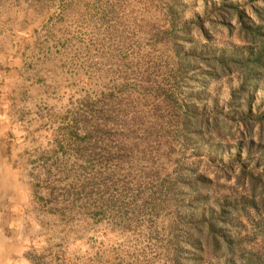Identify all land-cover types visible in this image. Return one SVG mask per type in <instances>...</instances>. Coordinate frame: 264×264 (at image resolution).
<instances>
[{"label":"rangeland","instance_id":"obj_1","mask_svg":"<svg viewBox=\"0 0 264 264\" xmlns=\"http://www.w3.org/2000/svg\"><path fill=\"white\" fill-rule=\"evenodd\" d=\"M253 4L0 0V264H264V76L204 59Z\"/></svg>","mask_w":264,"mask_h":264},{"label":"trees","instance_id":"obj_2","mask_svg":"<svg viewBox=\"0 0 264 264\" xmlns=\"http://www.w3.org/2000/svg\"><path fill=\"white\" fill-rule=\"evenodd\" d=\"M250 11L251 14H247L237 8L233 9L238 34L243 43L219 48L216 52L211 51L205 55V64L208 68L206 70L207 79L237 73L238 88L242 89L245 86L256 85L264 76V6L253 4ZM232 209L228 206L218 208L217 213L203 220L201 230L204 231L207 246L214 249L222 248L223 251L228 250L229 253L234 249L232 240L236 238V235L230 233L231 229L229 230L233 224L232 217H230ZM262 229L264 230V225Z\"/></svg>","mask_w":264,"mask_h":264}]
</instances>
